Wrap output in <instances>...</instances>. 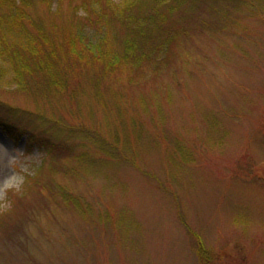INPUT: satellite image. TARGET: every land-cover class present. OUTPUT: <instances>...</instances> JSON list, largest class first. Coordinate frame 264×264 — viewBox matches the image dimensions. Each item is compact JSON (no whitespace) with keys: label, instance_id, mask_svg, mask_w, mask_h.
<instances>
[{"label":"rangeland","instance_id":"374dc122","mask_svg":"<svg viewBox=\"0 0 264 264\" xmlns=\"http://www.w3.org/2000/svg\"><path fill=\"white\" fill-rule=\"evenodd\" d=\"M28 1L57 40L132 35L105 10L126 0ZM169 1L129 23L164 15L160 65L118 69L101 98L94 65L80 97L0 96L18 124L0 125V264H264V0Z\"/></svg>","mask_w":264,"mask_h":264},{"label":"trees","instance_id":"16d2710c","mask_svg":"<svg viewBox=\"0 0 264 264\" xmlns=\"http://www.w3.org/2000/svg\"><path fill=\"white\" fill-rule=\"evenodd\" d=\"M41 1L47 6L51 2ZM154 1L156 6L170 4L169 0ZM98 5H101L99 1H93L85 12L94 11ZM106 5L105 10L111 11L112 16L124 23L128 32L132 33L123 42L121 50L111 47L109 40L104 38L94 50L91 49L88 39L84 37L87 33L78 28L63 34L62 39L57 40L41 17L36 19L30 15L31 3L28 0H0V96L9 92L21 95L37 93L54 99L69 91L80 97L82 89L79 87L72 90L71 80L80 73L79 70L94 65L99 68H94L98 74L93 77V93L95 97L101 98L103 94L100 87L107 84V76L118 69L129 67L139 72L149 62L160 65L165 62L166 56V61L168 60V38H154L157 29L155 26L159 24V27L164 22V15L157 12V7L149 15L142 12L144 15L140 19L129 24L134 20L135 10H140L139 0H126L117 7L107 1ZM91 15L88 21L91 20ZM103 16L97 15L96 21L104 20ZM2 103L3 110L6 103ZM12 118H16L14 113L0 110V125L10 133L18 125ZM12 194L11 191L7 193L8 201H11Z\"/></svg>","mask_w":264,"mask_h":264},{"label":"clouds","instance_id":"9594fccd","mask_svg":"<svg viewBox=\"0 0 264 264\" xmlns=\"http://www.w3.org/2000/svg\"><path fill=\"white\" fill-rule=\"evenodd\" d=\"M19 189H20V186L18 185L17 188H16L15 190H16V191H19Z\"/></svg>","mask_w":264,"mask_h":264}]
</instances>
